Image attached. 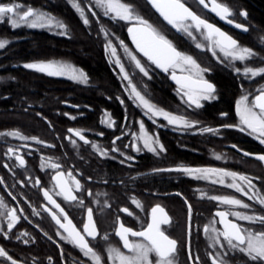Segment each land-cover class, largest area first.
<instances>
[{
	"label": "flooded vegetation",
	"instance_id": "1",
	"mask_svg": "<svg viewBox=\"0 0 264 264\" xmlns=\"http://www.w3.org/2000/svg\"><path fill=\"white\" fill-rule=\"evenodd\" d=\"M0 2H9V0H0ZM12 2L22 4L24 10L27 7H33L53 14L58 20L68 25L70 33L69 36H64L60 34L61 30L55 28H29L23 24L13 28L8 18H5V20L0 21V31L10 32L12 36L15 34L23 36L27 33L41 31L49 41V37L77 41L80 25L86 27L84 31L88 37H95V22L100 21V19L111 20V16L105 17L103 15L102 9L95 8V0H75L85 9V13L89 14L88 18L91 21L89 25L83 24L80 14L73 7V0H12ZM182 2L197 15L215 24L239 42V39L250 31L248 15L245 17L241 14V10L245 9H239L235 0H217V2L226 4L232 9V14L227 21L232 20L235 21V24H245L247 30L244 32L223 23L197 0H182ZM90 4L93 6L92 8H89ZM148 8L154 13L149 5ZM93 11L100 16L99 20L92 15ZM147 13L149 12L147 11ZM157 18L154 19L149 14L146 19H149L167 34L180 50L189 53V49L193 47L200 52L211 53L207 48L199 49L196 47L197 43L207 44V41L195 29H193L195 39H192L186 33L167 26L158 16ZM107 30L112 33L111 30ZM98 31L104 37L101 29ZM113 40L117 39L113 38ZM105 42L107 43L106 40ZM105 44L103 49L107 52ZM57 61L73 65L69 61ZM144 61L146 59L143 58L142 62ZM23 65L24 63L4 62L0 66V72L5 70L4 72L12 73L21 68L27 69ZM151 68L160 70L154 65ZM27 70L41 76L0 75V177H3V183H0V197L4 201V204L0 205V226L4 228V231H9L4 213L10 214L13 208L17 210V215L20 216L19 221L9 232L8 238L0 233V245L5 247L9 254L19 260L21 264H75L76 261H79L80 264H87L89 261V258L83 257L79 248L55 235L58 226L44 209V204L47 201L43 196L42 188L47 187L50 190L55 188V191H59L52 179L57 170L65 172L66 179L69 180L71 177H68L67 173L71 171L72 176L81 181L83 189L77 190V195L83 197V205L78 201L64 200L61 196H54V198L62 204L73 223L81 230L83 223L87 220V208L93 209L94 220L100 235L96 239H88L105 260L109 246L120 248L125 252L128 251L122 247L123 242L116 237V229L120 221H123L128 227L140 231L146 228L147 223L150 222L151 208L156 204L164 207L171 217L170 224L162 225V229L178 241L177 251L173 254V264H194V257L197 254L201 259L195 261V264H201V261L203 264H212V259L208 253L217 250L211 247V241L205 234L203 226L214 222L217 228H223V225L219 223V217L215 215L218 209L249 213L255 211L264 214V206L260 205L258 201L250 200L249 197H245L227 185H219L209 180L190 177L183 172H153V169H170L181 165L226 168L248 176L252 184L255 185L254 190L257 195H264V164L243 157L227 147L228 145H235L238 149L248 153L264 154V144H261L254 136H249L247 132H241L238 128H220V131L243 133L251 140L240 139L235 143L224 144V150L219 153L222 158H216L220 165L207 166L204 162L206 161V132L201 133L194 129L169 125L162 117L154 121L144 114V109L111 110L96 108L92 102L88 101L92 98L88 97L86 93L80 92L81 89H90L95 84V80L89 77H87L88 82L84 83L74 81L68 76L53 77L35 70ZM177 72L179 73V69ZM163 73L170 79V73ZM172 84L173 89L181 95L179 86ZM139 90L143 93L140 87ZM239 97L233 100L232 108L225 111L227 116L220 115L224 111L217 113L224 124H237L239 122V117L235 111V102ZM249 98L251 99V97ZM205 103L207 101L203 102V106ZM176 114L187 115L185 111ZM109 119L114 122V127H110L107 123ZM140 120H144L145 128L150 134H158L165 149L166 144L173 148L178 146L181 151L195 156H204L203 159L191 162L188 159L173 157L170 155L171 152L168 154L166 151H161L156 154L147 149H142L141 152L137 153L132 146L137 143V140L132 134H140ZM197 127H207V125L199 124ZM73 128L80 129L88 137L89 143L85 144L74 133H70L69 129ZM10 131H19L28 137L36 136L45 143L41 144L39 140H23L19 137L6 135ZM101 132L104 133L103 136L99 135ZM69 136L76 142L75 144L69 141ZM117 136L120 139L116 140L113 145L112 141ZM186 138H195L196 140L199 138L200 144L197 142L196 144H189ZM140 143L142 145V141ZM92 144H97L102 149H109L111 155L101 157L99 152L92 147ZM184 144L186 147L183 146ZM9 147L19 149V155L24 156L26 161L24 165H20L14 155H5ZM113 148H119L121 152L133 156L135 159L121 163L120 161L124 157L120 153L113 152ZM248 148H251V152ZM5 163L8 164V167L4 166ZM52 164H58L60 168L53 169ZM36 177L40 178L41 185L34 186ZM226 179L228 183L231 182V178ZM21 180L24 181L23 184L20 183ZM72 183L74 184V181ZM89 189L92 192L91 196L87 194ZM201 191L207 192L208 195L201 197ZM213 195H233L243 199L252 207L244 209L241 206L233 207L221 204L209 198ZM133 197L141 202L142 208H138L132 203ZM188 203L192 204L190 233ZM124 207H128L131 214L122 212ZM36 212L39 215H35ZM229 219L236 218L229 216ZM238 222L255 231H264V225L259 222ZM44 232H47L51 239L49 236H45ZM105 234H107V239H105ZM17 236L20 239H17ZM25 239L30 242L25 244L23 242ZM129 239L143 240V238L131 235H129ZM189 252L192 253V258L189 257ZM228 253V256H224L221 252L220 256V259L227 261V264H264L262 261H251L246 254H242L238 250L233 253L229 249ZM152 256L155 259L154 253ZM49 257L52 259L49 260ZM5 261L6 258L0 257V264H5ZM107 264H111V262L108 261Z\"/></svg>",
	"mask_w": 264,
	"mask_h": 264
},
{
	"label": "snow or ice",
	"instance_id": "2",
	"mask_svg": "<svg viewBox=\"0 0 264 264\" xmlns=\"http://www.w3.org/2000/svg\"><path fill=\"white\" fill-rule=\"evenodd\" d=\"M151 6L159 13L163 18V21L167 22V25L177 31L186 33L192 39H195L193 29L198 31L207 41L205 43H197L196 47L199 49H205L211 51L212 55L216 57L221 63L223 59L219 53H223V56L231 61H246L253 56V49L250 47H241L239 41L229 35L227 32L220 29L213 23H210L207 19H203L197 15L191 8H189L182 0H149ZM199 3L205 8H211L213 13H216L223 19H228L232 14V9L223 3H218L217 0H211V4L206 3V0H199ZM73 7L80 14L82 22L85 25H89L91 21L88 15L85 13V9L73 0ZM93 6L90 4L89 8ZM95 8L103 10L105 17L112 16L113 19H119L128 21L127 31L131 36V41L135 45L134 51L129 48L128 44L123 39L115 37L114 33H110L107 29L101 27L104 38L107 41L105 48L110 50V54L116 57L115 63L119 65V72L122 74V79L127 81L126 91L130 92L131 98L137 103L138 106L145 110V115L152 120L157 118H163L169 125L178 126L185 129H194L198 132H219L220 128H238L241 132H247L249 135L254 136L261 144H264V85L258 90V94L253 95L251 92H246L240 95L235 102V111L239 117L237 124H221L217 128L213 127H197L199 121L196 119H190L188 115L176 114L172 111H168L163 107L153 103L147 98L140 90H138L135 83H133L132 77L125 68V64L121 61L117 55V45L113 43V38L119 41V46L124 49V53L128 55L129 59L134 62L135 67L139 69V72L144 77H150V68L154 65L157 69L162 70L165 73H170L171 79L176 82L181 92V100L189 107L201 108L203 107V101H211L216 98V85L206 78L205 73L210 72L211 68L202 66L201 63L191 54L182 51L168 37L157 25L150 22L144 16L139 14L132 3H125L122 0H95ZM243 16H247L246 10H241ZM93 16H96L99 20V16L95 11L92 12ZM8 18L9 23L13 28L20 25H27L29 28H55L60 31L61 35L69 36L68 25L63 21L58 20L53 14L45 12L43 10H37L33 7H27L24 10V6L20 3L12 2H0V21ZM235 21L229 20V23ZM237 28L247 30L245 24H236ZM9 43L8 40H0V49H4ZM142 54V57L140 56ZM146 58V61L142 62V59ZM146 64L148 65L146 67ZM25 68L35 70L40 73L47 74L53 77L68 76L74 81H82L87 83V74L84 70L77 69L74 65L56 61V60H38L34 62H25L23 65ZM179 69V73L177 70ZM236 73L243 71L245 76L255 78L257 76L264 75V66L249 67L245 66L243 69L240 67L235 68ZM130 86V87H128ZM243 88V84H241ZM252 97L251 99L249 97ZM123 102V101H122ZM221 116H227L226 112H221ZM46 119V117H45ZM75 119V117H73ZM110 127H114V122L109 119L107 121ZM140 134L133 133L137 143L132 145L137 153L142 149H147L152 153L159 154L161 151H166L163 143L160 142L158 134H150L146 128L144 120L139 122ZM70 133H74L76 137H79L85 144L89 143L88 137L85 136L78 128L69 129ZM6 135L12 137H19L23 140H39L36 136H24L19 131H10ZM103 136L104 133H99ZM72 144L76 142L72 140L71 136L68 137ZM120 137L117 136L113 139L112 143L115 144L116 140ZM142 141V145L140 143ZM39 143H45L43 140H39ZM27 146V145H26ZM55 147V145H52ZM92 147L99 152L101 157H107L111 155V152L107 148H100L97 144H92ZM233 147H236L233 145ZM113 152L120 153L124 157L120 162L134 160L135 157L128 156L127 153L121 152L119 148H113ZM6 156L14 155L20 165L26 163L24 156L19 155V149L9 147ZM217 159H221L219 153L215 154ZM245 155H253L252 153H245ZM259 159L264 161V154L259 155ZM5 167L8 164L5 163ZM53 169H59L60 165L52 164ZM11 171V169H9ZM160 171H176L183 172L190 177L197 179L209 180L219 185H227V187L235 189L237 192L242 193L245 197H249L250 200L258 201L260 205L264 206V195H257L255 192V185L252 184L251 179L236 171H230L226 168L216 167H189L178 166L170 169H153V172ZM71 180L66 179V174L63 171H55L52 179L55 181V187L59 191H55V188L50 190L47 187L42 188L43 196L47 203L44 204V209L50 214L51 219L55 221L58 226L55 235L61 237L62 240L68 241L75 245L82 252L83 257L89 258L87 264H107L108 261L111 264H173V254L177 251L178 241L162 229V225H168L171 222V217L167 213L164 207L160 204H156L151 208L150 222L147 223V227L140 231L134 230L132 227L126 226L123 221H120L118 228L116 229V235L123 242L122 247L128 251H122L120 248L109 246L107 252V259L105 260L101 253L90 244L88 238L96 239L100 233L97 228V224L94 220L93 209L87 208V220L83 223V229L77 228L73 223L72 218L60 202L57 201L54 196H61L67 201H78L83 205V197L77 195V190L83 189V185L79 179L72 176L71 171L67 173ZM226 178H231V182L228 183ZM91 180V177H89ZM74 181V184L72 183ZM0 183H3V177H0ZM20 183H24L23 180ZM35 185H41L39 177L35 178ZM7 187V185H5ZM247 189V190H246ZM92 195L91 190L87 193ZM208 193L201 191L200 196H207ZM14 198V197H13ZM212 200L218 201L221 204L229 206H241L244 209H249L252 205L245 203L243 199H239L233 195H213L209 197ZM15 199V198H14ZM138 208H142V204L135 197L132 199ZM3 198L0 197V205H3ZM188 217H189V233L191 232V216H192V204L188 203ZM58 210V211H57ZM23 211V209H20ZM122 212L130 213L128 207L122 208ZM39 215L38 212L34 213ZM216 216L219 217V223L223 225V228H217L214 222L205 224L203 230L211 241V247L216 249L215 252H209L208 255L212 259V264H227V261L220 259L221 252L224 256H228V250L231 249L233 253L239 251L242 254H246L251 261L264 262V231H255L250 227H246L244 224L238 221H246L250 223L259 222L264 225V214L257 213L255 211L249 213L246 211H232L229 210H217ZM7 219V229L0 226V233L6 238L9 237V232L13 229L16 222L19 221L20 216L17 215V210L12 209L11 213H4ZM229 216H233L236 219H229ZM39 227V225H37ZM45 236H49L47 232H44ZM129 235L134 237H142L143 240H130ZM20 239L19 236L16 237ZM49 239L51 237L49 236ZM107 239V234H105ZM28 244L30 241L25 239L23 241ZM62 252V249H61ZM155 254L153 259L152 254ZM0 257L6 258L5 264H21V262L15 259L9 252L0 245ZM189 257L192 258V253L189 252ZM52 258L49 257V260ZM200 256L197 254L194 257L195 261H200ZM75 264H80L76 261ZM201 264L203 262L201 261Z\"/></svg>",
	"mask_w": 264,
	"mask_h": 264
},
{
	"label": "trees",
	"instance_id": "3",
	"mask_svg": "<svg viewBox=\"0 0 264 264\" xmlns=\"http://www.w3.org/2000/svg\"><path fill=\"white\" fill-rule=\"evenodd\" d=\"M122 2L132 3L137 12L146 18L150 14V17L158 19L150 11L144 0H122ZM235 3L239 9L247 11L250 29L247 35L239 39V44L241 47L252 48L253 56L246 61H231L218 51V55L224 61L221 63L212 53L200 52L192 46L189 49V54L193 55L202 66L211 68V71L205 73V76L216 85L215 99L207 101L201 108H189L181 100V95L173 89L174 86L169 77L155 68H150V77H144L138 72L135 73L132 78L133 83L138 85L144 95L153 103L168 111L175 113L185 111L188 117L198 120L200 125L206 124L207 127L217 128L219 125L224 124L217 115L219 111L225 112L232 108L233 100L246 92H251L253 95L258 94L259 88L264 85V75L250 78L245 76L243 71L240 73L235 71L236 67L243 69L245 66H264V0H235ZM69 12L72 13L71 11ZM97 16H99L98 13ZM127 26L123 20L113 18L111 20L100 19V21L95 22V37H88L84 31L86 27L80 25L78 27L77 41L59 40L55 37H49V41L41 31L27 33L23 36L18 34L12 36L10 32L1 30L0 40L6 39L9 43L4 49H0V66L4 62L22 64L38 60L69 61L78 69L82 68L87 77L95 80V84L90 89H81L80 92L86 93L88 97L90 96L92 99H88V101L92 102L96 108L111 110L140 109L128 96L125 81L121 78L117 67L109 61L107 52L103 49V45L106 42L98 31L101 27L107 28L116 37L123 39L126 44H129L125 36ZM4 71L1 70V76H41L23 68L12 73ZM241 84H243V88H241ZM189 110L193 111L190 112ZM240 139L251 140L240 132L220 130L219 132H206V161H204L206 165L219 166L220 164L216 161L217 157L215 154L224 150V144L235 143ZM186 140H188L189 144H196V142L200 144L199 138L197 140L195 138H186ZM183 146L186 147L185 144ZM179 149L178 146L173 148L166 144V152L168 154L171 152L170 155L173 157L188 159L191 162L204 157L195 156ZM248 150L251 152V148H248Z\"/></svg>",
	"mask_w": 264,
	"mask_h": 264
},
{
	"label": "water",
	"instance_id": "4",
	"mask_svg": "<svg viewBox=\"0 0 264 264\" xmlns=\"http://www.w3.org/2000/svg\"><path fill=\"white\" fill-rule=\"evenodd\" d=\"M148 5H149V7L153 10V12L163 21V18L159 15V13L158 12H156V10L151 6V4H150V2H149V0H144ZM198 1V3H199V0H197ZM208 3H209V5L211 4V0H208ZM200 4V3H199ZM207 9V11H209L213 16H215L216 18H218L219 20H221L223 23H225L226 25H228V26H230V27H232V28H234V29H236V30H238V31H241V32H244L245 31V29H241V28H237L236 27V24L235 23H229L226 19H223V18H221L220 16H218L216 13H213L212 11H211V8L209 7V8H206ZM166 25H167V22L166 21H163ZM167 26H169L170 28H172V26H170V25H167ZM128 28V27H127ZM172 29H174V28H172ZM126 37H127V41H128V43L130 44V46L133 48V50L134 51H137L136 49H135V45L132 43V41H131V36H130V34L128 33V31H127V29H126ZM140 56L142 57V54H140ZM144 59H146V58H144ZM170 80H171V82L172 83H174V84H176V82L174 81V80H172L171 79V76H170ZM228 148H230V149H232V150H234L236 153H238L239 155H241V156H243V157H246V158H248V159H253V160H256V161H259V162H262L263 164H264V161H262V160H260L259 159V155L260 154H253V155H245V153H248V152H245V151H242V150H240V149H238L237 147H233V145H228L227 146ZM116 237H118L117 235H116ZM119 238V237H118ZM139 238H142V237H139ZM120 239V238H119ZM144 239V238H143Z\"/></svg>",
	"mask_w": 264,
	"mask_h": 264
},
{
	"label": "rangeland",
	"instance_id": "5",
	"mask_svg": "<svg viewBox=\"0 0 264 264\" xmlns=\"http://www.w3.org/2000/svg\"><path fill=\"white\" fill-rule=\"evenodd\" d=\"M111 18H112V16H111ZM124 22H125L127 25H130L128 21H124ZM113 43L117 45V55L120 57L121 61L125 64V68H126V70L129 72L130 76L133 78V76H134L135 73H137V72H138L140 75H143L142 73L139 72V69L135 67L134 62L131 61V60L129 59L128 55L124 53V49H123L122 47L119 46V41H118V40H113ZM128 46H129V44H128ZM129 48H131V47L129 46ZM107 56H108L109 61H110L112 64H114V65L117 67L118 71H119V65H117V64L115 63L116 57L111 56V54H110V50H109V49H107ZM119 73H120V72H119ZM120 76H121V78H122V74H121V73H120ZM123 81H125V80L123 79ZM126 86H127V81H125V87H126ZM136 86H137V88H138V90H139V86H138V85H136ZM128 87H130V86H128ZM126 92H127L128 96L131 98V96H130V92H129V91H126ZM131 99H132V98H131ZM132 100H133V99H132ZM133 101H134V100H133ZM203 102H205V101H203ZM134 103L137 105V103H136L135 101H134ZM137 106H138V105H137ZM138 107H139L140 109H143V108L140 107V106H138ZM247 134H248V133H247ZM248 135H249V134H248ZM249 136H251V135H249Z\"/></svg>",
	"mask_w": 264,
	"mask_h": 264
}]
</instances>
